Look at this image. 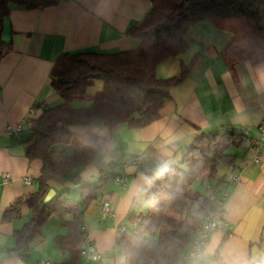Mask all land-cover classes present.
Returning a JSON list of instances; mask_svg holds the SVG:
<instances>
[{"label":"crops","instance_id":"crops-1","mask_svg":"<svg viewBox=\"0 0 264 264\" xmlns=\"http://www.w3.org/2000/svg\"><path fill=\"white\" fill-rule=\"evenodd\" d=\"M153 9L152 0H62L58 6L31 11L11 5L4 24L9 51L0 62V264L70 262L71 253L62 252L56 240L68 235L67 226L58 218L61 229L54 239L56 246L50 249L46 245L42 229V236L28 250L17 248L14 233L31 221L30 208L24 206L22 216L12 222L3 220L15 201L37 192L36 179L43 168L41 160L26 156L22 131L28 119L39 118L47 108L61 104L50 74L64 53L135 50L141 42L127 32L144 22ZM233 39L232 31L209 20L190 28L188 50L160 63L156 75L162 80L178 78L183 66H191L196 57L197 63L169 88L171 97L151 125L111 129L98 122L89 128H72L104 138L103 154L52 188L62 200L81 203L83 231L102 255L99 264H136L137 259L127 256L120 243L121 230L131 227L129 215L142 207L141 191L158 179L156 171L164 164L167 169L177 166L197 136L226 124L248 128L251 141L263 135L264 62L243 61L231 71L222 51ZM103 86L96 81L88 94L95 95ZM74 105L81 108L88 103ZM18 145H24V155L12 153ZM228 152L234 157V168L224 178L231 183L220 186L209 212L223 209L231 230L229 234L212 233L209 245L191 264H248L264 259V148L259 152L249 142L245 149L231 146ZM235 172L239 174L237 183L232 179ZM5 173L11 176L7 183ZM25 177H31L32 183L26 184ZM119 177L125 178V187L116 181ZM85 186H101L88 207L82 202ZM106 201L113 214L104 217ZM86 261L82 257L81 264Z\"/></svg>","mask_w":264,"mask_h":264},{"label":"trees","instance_id":"trees-1","mask_svg":"<svg viewBox=\"0 0 264 264\" xmlns=\"http://www.w3.org/2000/svg\"><path fill=\"white\" fill-rule=\"evenodd\" d=\"M62 0H0V62L9 51L4 39V24L11 5L26 10L58 6ZM153 12L127 34L140 40L139 48L117 53L94 51L66 52L51 70V85L61 96V104L47 108L39 118L28 119L22 131L26 156L41 160L43 168L36 179L38 190L15 201L4 214L5 222L22 216V208L33 212L30 222L15 231L18 249L28 250L42 236L51 217L68 228V235L56 240L60 250L71 253L68 264H81L78 251L84 240L85 210L81 203L62 200L56 194L45 202L55 183H64L76 171L98 161L106 140L93 132H74V127L89 128L100 122L115 129L147 127L161 117L170 99L169 88L187 76L192 66H183L181 77L159 79L157 67L163 61L185 53L186 35L199 22L209 20L234 33L222 51L231 71L243 61L264 62V0H152ZM101 81L103 89L91 96L89 88ZM75 102L88 103L77 108ZM249 129L231 124L197 136L183 152L181 162L141 191L143 204L129 215V228L121 236L127 256L136 264H179L211 210L213 198L191 191L202 178L216 195L220 186L230 184L225 173L234 168L228 149H245ZM206 173L201 177V172ZM101 186H85L83 204L88 207L99 195ZM215 200V199H214ZM248 264H264V259Z\"/></svg>","mask_w":264,"mask_h":264},{"label":"built area","instance_id":"built-area-1","mask_svg":"<svg viewBox=\"0 0 264 264\" xmlns=\"http://www.w3.org/2000/svg\"><path fill=\"white\" fill-rule=\"evenodd\" d=\"M33 111V110H32ZM31 111V112H32ZM263 128V127H262ZM264 131V128L262 129ZM9 133H15L11 128H7ZM252 145L257 149V151L261 152L264 148V132L263 135L259 138L252 139ZM11 179L9 173H5L3 175V181L8 182ZM234 183H237L239 180V174L234 173L232 176ZM116 181L122 186H126V181L124 177H119ZM24 182L26 184L32 183L31 177H25ZM223 206V202L221 203ZM113 214L112 205L109 201L104 202L103 204V216H109ZM231 227L225 217L223 209L214 214H207L204 216L201 226L197 231L196 239L193 241L189 251L182 257L180 264H191L193 259L198 256L205 248L209 245L211 235L215 231H222L224 233L229 234ZM125 229H122L123 233ZM78 251L82 257L87 259L86 262L82 264H90V263H100L102 261V255L98 251L95 243L89 237V235H85L84 240L80 243L78 247ZM40 264H53L50 261L43 260Z\"/></svg>","mask_w":264,"mask_h":264},{"label":"rangeland","instance_id":"rangeland-1","mask_svg":"<svg viewBox=\"0 0 264 264\" xmlns=\"http://www.w3.org/2000/svg\"><path fill=\"white\" fill-rule=\"evenodd\" d=\"M205 173H206V170H203L202 172H201V177H203L204 175H205ZM211 182H209V181H207V183L205 184V183H203V180H202V178H200L199 180H197V182L193 185V189L194 190H197V191H199L201 194H203V195H210V196H212V198H213V204H212V207H211V209H213L214 208V205H215V197H216V195L214 194V192H211V189H210V186H211V184H214V183H211ZM207 214H214V213H210V212H208ZM30 218V217H29ZM204 218V217H203ZM203 220V219H202ZM60 223V221L56 218V217H52V218H50V220L44 225V227H43V233H45V235H46V238H47V243H46V245L50 248V249H52L53 247H55L56 246V244H55V241H54V239H55V237H56V235H57V232H58V230H60L61 229V225L59 224ZM66 231V229H64V232ZM191 247V246H190ZM49 249V250H50ZM190 249V248H189ZM189 251V250H188ZM204 251V250H203ZM202 251V252H203ZM201 252V253H202ZM200 253V254H201ZM199 254V255H200ZM184 256V255H183ZM197 257V256H196ZM182 259V258H181ZM180 264V263H179Z\"/></svg>","mask_w":264,"mask_h":264},{"label":"water","instance_id":"water-1","mask_svg":"<svg viewBox=\"0 0 264 264\" xmlns=\"http://www.w3.org/2000/svg\"><path fill=\"white\" fill-rule=\"evenodd\" d=\"M12 153L16 154V155H24L25 154V147L24 145H18L16 147L13 148ZM56 195V191L55 189L51 188L46 197H45V202H49L54 196Z\"/></svg>","mask_w":264,"mask_h":264},{"label":"clouds","instance_id":"clouds-1","mask_svg":"<svg viewBox=\"0 0 264 264\" xmlns=\"http://www.w3.org/2000/svg\"><path fill=\"white\" fill-rule=\"evenodd\" d=\"M167 164L162 165L157 171H156V177L159 178L164 175V173L167 171Z\"/></svg>","mask_w":264,"mask_h":264}]
</instances>
